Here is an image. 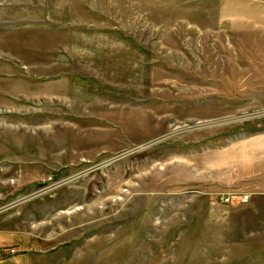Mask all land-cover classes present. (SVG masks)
<instances>
[{"label": "rangeland", "instance_id": "374dc122", "mask_svg": "<svg viewBox=\"0 0 264 264\" xmlns=\"http://www.w3.org/2000/svg\"><path fill=\"white\" fill-rule=\"evenodd\" d=\"M263 166L264 0H0V264H264Z\"/></svg>", "mask_w": 264, "mask_h": 264}, {"label": "built area", "instance_id": "2783aa9c", "mask_svg": "<svg viewBox=\"0 0 264 264\" xmlns=\"http://www.w3.org/2000/svg\"><path fill=\"white\" fill-rule=\"evenodd\" d=\"M237 199L238 203L241 205L247 204L249 202L250 197L246 194H243L241 196H237L236 194H230L226 197H223L222 203L225 205H231L233 203V200Z\"/></svg>", "mask_w": 264, "mask_h": 264}, {"label": "crops", "instance_id": "0c3cea01", "mask_svg": "<svg viewBox=\"0 0 264 264\" xmlns=\"http://www.w3.org/2000/svg\"><path fill=\"white\" fill-rule=\"evenodd\" d=\"M264 167V166H263ZM257 187L258 188H260V189H263L264 190V172H263V178H262V182H261V184L258 186L257 185ZM263 196V195H262Z\"/></svg>", "mask_w": 264, "mask_h": 264}]
</instances>
